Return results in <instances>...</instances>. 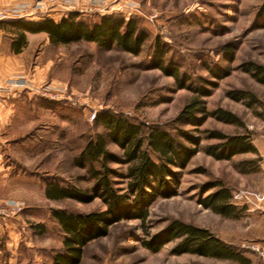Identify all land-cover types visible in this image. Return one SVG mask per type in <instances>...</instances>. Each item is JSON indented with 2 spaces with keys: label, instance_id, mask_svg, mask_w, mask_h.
I'll return each instance as SVG.
<instances>
[{
  "label": "rangeland",
  "instance_id": "1",
  "mask_svg": "<svg viewBox=\"0 0 264 264\" xmlns=\"http://www.w3.org/2000/svg\"><path fill=\"white\" fill-rule=\"evenodd\" d=\"M263 1L117 0L109 6L112 14L134 19L148 36L138 55L116 47L101 49L87 42L48 48L45 55L53 61L49 76L58 89L56 86L51 89L50 97L34 94L36 97L32 95L30 100L8 106L10 123L0 133L3 143H12L10 147H1L4 162L10 168L0 175V205L7 200L23 205L12 218L0 220V264H52L54 255L62 251L64 234L51 218V209L80 213L104 209L98 199L88 204L68 199L46 202L42 194L46 180L82 191L91 188L93 181L89 173L76 167L74 160L86 142L97 134L104 135L107 149L121 157V150L109 141L107 132L94 125L95 119L89 120L92 111L97 115L111 111L132 121L169 128L191 97L190 92L177 90L173 78L151 68L157 38L166 45V61L176 63L180 71L193 80L209 78L204 64L227 66L230 70L229 76L219 81L206 99V107L210 111L222 108L232 112L241 119L243 128L209 118L202 129L227 135L247 132L252 144L264 143V85L241 68L248 62L264 66V28L256 24L257 11ZM78 14L80 19L89 21L100 17L92 12ZM227 44L235 47L234 61L228 65L222 59ZM62 81L64 93L61 94ZM235 90L251 92L258 102L248 107L246 102L232 100L228 93ZM46 124L50 128L42 132L40 128ZM40 137L42 140L38 141ZM211 143L215 141L203 140L200 151L188 166L178 171L180 185L176 196L157 199L149 207L144 227L139 221L112 226L106 237L85 246L80 264L212 263L194 254L173 255L171 251L178 241L167 243L157 253L143 246L144 241L163 231L172 220L198 225L219 240L229 236L236 242L241 241L236 246L249 242L254 232L264 229V217L251 214L246 207L236 206L245 209L233 218L220 216L199 205L200 199L216 190L200 192L202 186L211 182L219 181L231 191L260 192L257 189L262 180L259 154H242L230 161H217L203 151ZM252 160H258V171L240 173L239 165ZM109 166L124 172L123 166L114 163ZM94 167L98 168V163ZM10 171L15 172L11 179ZM22 172H32L38 177L25 176ZM39 225L44 226V233H39Z\"/></svg>",
  "mask_w": 264,
  "mask_h": 264
},
{
  "label": "trees",
  "instance_id": "2",
  "mask_svg": "<svg viewBox=\"0 0 264 264\" xmlns=\"http://www.w3.org/2000/svg\"><path fill=\"white\" fill-rule=\"evenodd\" d=\"M256 24L259 28H264V1L257 11ZM1 28L5 31L11 28L18 33L11 44L14 53H19L25 46V33H45L53 46L87 42L105 50L116 47L132 55L140 53L148 38L134 19L126 20L114 14L89 21L80 19L76 12H69L57 22L48 18L36 22L18 20L1 24ZM165 47L160 39L155 40L151 68L173 78L177 90H186L191 93V97L169 128L132 121L111 111H103L96 116L94 125L107 132V138L121 150L122 155L117 157L111 153L107 149L105 136L97 134L94 139L86 142L74 160V165L86 169L93 181L88 191L45 181V197L48 200L68 199L88 204L98 199L104 206L103 210L89 213L66 209L50 210L51 218L64 234L62 251L54 255L52 264H80L85 246L106 237L110 228L120 222L139 221L144 227L149 217V207L157 199L176 196L180 185L178 171L188 166L200 151L203 140L215 141L204 147L203 151L217 161H230L242 154H258L247 132L227 135L218 130L202 129L209 118L243 128L241 119L232 112L222 108L210 111L206 107V99L218 87V82L229 76V68L204 64L209 78L199 77L193 80L181 72L176 63L166 61ZM234 56L235 47L225 45L222 51L223 61L227 65L231 64ZM241 68L264 85L263 65L248 62ZM228 97L234 101L246 102L248 107L258 102L254 94L245 90L231 91ZM257 162L258 160H252L240 164L239 172H257ZM96 163L98 168L94 167ZM110 163L123 166L124 172L111 168ZM212 189L216 190L199 200V205L204 209L233 218L244 211L245 208L232 205L233 190L225 188L219 181L207 183L201 187L200 192L205 194ZM38 228L39 233H44L43 225ZM173 241H178L171 251L173 255L194 254L247 264L237 247L223 243L205 228L180 220H172L163 231L144 241L143 246L150 252L157 253ZM1 244L0 239V248Z\"/></svg>",
  "mask_w": 264,
  "mask_h": 264
},
{
  "label": "crops",
  "instance_id": "3",
  "mask_svg": "<svg viewBox=\"0 0 264 264\" xmlns=\"http://www.w3.org/2000/svg\"><path fill=\"white\" fill-rule=\"evenodd\" d=\"M31 3L32 0H0V9H4L7 7H14L23 4L28 5ZM47 18L52 19L55 22L61 19V17L58 14H56L55 17H47ZM42 19L43 18L39 16H34L25 19L24 21L36 22ZM17 35L18 33L14 29L10 28L9 30L5 31L1 28V24H0V81H4L7 78L13 76H23L30 82L33 88H40L41 86L48 84L47 87L50 90L55 89L56 86L55 80H53V78L49 76L53 61L52 59H47L45 55L48 48L54 46L50 44L47 34L25 33V38H26L25 46L21 49L19 53H14L11 44L13 41L16 40ZM61 85L62 87L60 92L62 94L64 93L63 81L61 82ZM56 89H58V87ZM34 94L36 93L19 90L16 91L15 93H12L9 96H0V133L3 131V128L10 123L11 109L9 108L13 105V103L22 102L28 99L30 100L32 95L36 97V95ZM39 98L47 102V99H45L44 97H39ZM8 106L10 107L8 108ZM36 110L37 109H34L35 112ZM49 128L50 127L46 124L40 129H42L41 130L42 132H48ZM39 140H42V137H40L38 141ZM4 142L5 143H3L2 140L0 141V175L1 173H4L5 170H9L10 168L9 165L6 162H4L3 151H1V147H3L4 145L10 147L12 143H7L6 141ZM253 145L256 148L259 157L261 158L260 168H261L262 180L260 184L257 186V189L258 191L264 194V143H253ZM21 174L29 177L34 176L35 179H37L38 177L35 173L32 172L29 173L22 172ZM8 176L10 179L12 177H15V172L10 171ZM42 194L46 202H53L51 200L46 199L45 197V185ZM8 201L16 202V200H7L4 203ZM247 211L254 215H261L260 217L262 218L264 217V203L261 205L260 209L250 208ZM248 239L249 242H242L240 246H236V244L241 243V241L236 242L233 239H231L229 236L225 238L221 237V241L223 243L238 248L240 255L247 261V264H264V229L261 228L257 232H254L252 237ZM252 246H255L259 250L258 251L253 250ZM202 259H207L212 261V263L208 262L206 264H243L237 261H231L225 259H216V258H208V257H202Z\"/></svg>",
  "mask_w": 264,
  "mask_h": 264
},
{
  "label": "built area",
  "instance_id": "4",
  "mask_svg": "<svg viewBox=\"0 0 264 264\" xmlns=\"http://www.w3.org/2000/svg\"><path fill=\"white\" fill-rule=\"evenodd\" d=\"M117 0H32L31 4H23L14 7L0 9V24L12 21L25 20L34 16L49 17L58 14L61 18L67 16L69 12L97 13L100 16L112 14L113 9L109 7ZM80 7V8H78ZM24 90L35 92L41 96H52L48 87L33 88L30 82L23 76H13L4 81H0V96H9L16 91ZM96 111H92L89 120L96 118ZM231 203L234 206H242L247 209H260L264 203V194L260 192H247L244 190L233 191L231 193ZM23 209L20 202L8 201L0 205V219H10ZM253 250L259 249L252 246Z\"/></svg>",
  "mask_w": 264,
  "mask_h": 264
}]
</instances>
